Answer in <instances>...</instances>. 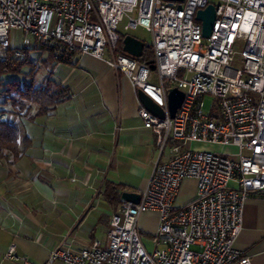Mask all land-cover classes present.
<instances>
[{"label": "built area", "instance_id": "obj_1", "mask_svg": "<svg viewBox=\"0 0 264 264\" xmlns=\"http://www.w3.org/2000/svg\"><path fill=\"white\" fill-rule=\"evenodd\" d=\"M209 4L216 19L207 38L196 14ZM139 27L151 33L146 47L153 50L156 70L123 49L125 35ZM11 30L23 32L24 48L35 45L57 62L72 64L84 53L107 57L137 93L142 90L166 111L160 118L142 102L139 106L160 154L169 153L156 164L140 202L121 203L111 216L106 244L94 241L73 252L64 241L49 262L253 264L234 243L246 200L264 194V0H0V52L14 48ZM14 56L23 57L22 48H14ZM171 87L185 93L174 118L168 110ZM208 95L215 98L209 109ZM5 97L0 89V99ZM185 178L198 181L197 197L177 206ZM145 213L158 217L150 251L139 229ZM5 258L32 264L15 243Z\"/></svg>", "mask_w": 264, "mask_h": 264}, {"label": "crops", "instance_id": "obj_2", "mask_svg": "<svg viewBox=\"0 0 264 264\" xmlns=\"http://www.w3.org/2000/svg\"><path fill=\"white\" fill-rule=\"evenodd\" d=\"M35 51L39 56L33 60ZM30 56L39 68L37 84L51 79L68 87L70 97L32 119L7 108L0 113V120L19 129L21 153L0 157V264H23L5 258L12 243L32 264H66L49 262L62 242L73 252L94 241L107 243L111 216L122 202L106 196V184L119 185L120 194L142 193L158 161H166L169 153L160 154L155 133L139 115L138 93L107 57L84 53L69 64L42 49L31 50ZM35 111L34 106L32 115ZM157 226L154 213L139 219L142 237L153 236ZM234 246L253 264H264V194L246 200Z\"/></svg>", "mask_w": 264, "mask_h": 264}, {"label": "trees", "instance_id": "obj_3", "mask_svg": "<svg viewBox=\"0 0 264 264\" xmlns=\"http://www.w3.org/2000/svg\"><path fill=\"white\" fill-rule=\"evenodd\" d=\"M41 49L39 47L22 48L24 56L21 58L14 56V48L7 52V56L3 58L0 55V89L6 93L1 102H10L21 114L29 118L35 116L47 115L53 111L56 106L70 97L68 87L57 84L51 79H46L43 84L38 85L34 76L30 79L20 80H4L6 74L20 73V68L33 63L30 51ZM153 50L146 47L141 60L148 62L153 58ZM29 103V105L27 104ZM1 105V104H0ZM36 107L34 115H32L33 107ZM3 109H0V113ZM11 152L14 158H18L21 153L19 151V129L17 126L7 119L0 120V157H6ZM121 187L115 183L106 184V196L115 203H120Z\"/></svg>", "mask_w": 264, "mask_h": 264}, {"label": "rangeland", "instance_id": "obj_4", "mask_svg": "<svg viewBox=\"0 0 264 264\" xmlns=\"http://www.w3.org/2000/svg\"><path fill=\"white\" fill-rule=\"evenodd\" d=\"M122 26H120V29H122ZM130 33L139 39H142L146 44H150L152 42V36L149 31H147L144 28H137L135 30L130 31ZM31 40L32 37H29ZM25 35L23 32L18 31V30H11V41H12V46L14 48H24L25 47ZM32 43V41H31ZM243 49V45L239 46V50ZM0 55L5 58L8 54L5 52H0ZM38 57L39 54L35 51L34 54L32 55V59L34 60V57ZM238 62V61H237ZM35 63V62H34ZM34 63H30L27 66L21 67L20 68V73L16 74H6L4 75V80H12V79H20V80H25V79H30V76H34V74L38 71V66ZM238 65V63H236ZM41 74L37 77V80H40ZM215 98L213 96H206L205 97V102H206V108L209 109L211 103ZM0 109H11L16 115H21L10 102H1L0 103ZM29 105V103H27ZM192 147L199 148V149H205V150H215V151H228L227 148L220 146V145H212L208 143H192ZM197 191H198V181L195 178H185L181 184V187L179 189L175 204L177 206H184L188 204L189 202L193 201L197 197ZM152 235H144L143 236V242L146 245L147 249L150 251L153 249L152 245Z\"/></svg>", "mask_w": 264, "mask_h": 264}, {"label": "water", "instance_id": "obj_5", "mask_svg": "<svg viewBox=\"0 0 264 264\" xmlns=\"http://www.w3.org/2000/svg\"><path fill=\"white\" fill-rule=\"evenodd\" d=\"M183 1V0H177ZM196 19L202 22L203 35L204 37H210L213 26L216 19V9L213 4H209L206 8L197 11ZM123 49L128 54L135 58H140L143 56L144 50L146 48V43L139 39L138 37L127 34L123 39ZM150 67L156 70L155 59L152 58L149 61ZM138 97L142 104L150 110L153 114L160 118H165L166 111L164 108L158 106L154 101H152L142 90L138 91ZM185 98V93L178 87H171L168 92V110L172 118L176 116L178 109L181 107ZM141 193L134 191H123L121 193V202H132L138 204L141 200Z\"/></svg>", "mask_w": 264, "mask_h": 264}]
</instances>
